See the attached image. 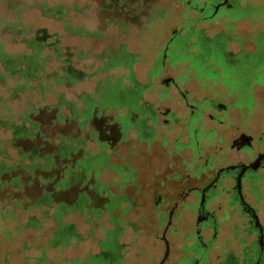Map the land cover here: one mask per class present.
I'll return each instance as SVG.
<instances>
[{
  "label": "flooded vegetation",
  "instance_id": "flooded-vegetation-1",
  "mask_svg": "<svg viewBox=\"0 0 264 264\" xmlns=\"http://www.w3.org/2000/svg\"><path fill=\"white\" fill-rule=\"evenodd\" d=\"M258 1H201L192 7L201 17L173 33L147 83L129 67V83L117 79L101 88L99 109H116L122 142L130 137L146 152L170 151L169 161L146 162L145 176L141 163L116 167L136 190L106 198L116 206L105 204L99 214L108 215L112 229L92 262L121 264L123 250L137 242H121L128 229L131 237L143 233L159 242L162 259L169 247L165 264H264V0ZM115 57L135 62L124 51ZM168 64L184 67L176 77L158 72ZM174 100L177 107L161 104ZM124 202L129 209L117 214ZM144 203L151 208L137 211Z\"/></svg>",
  "mask_w": 264,
  "mask_h": 264
},
{
  "label": "rangeland",
  "instance_id": "rangeland-1",
  "mask_svg": "<svg viewBox=\"0 0 264 264\" xmlns=\"http://www.w3.org/2000/svg\"><path fill=\"white\" fill-rule=\"evenodd\" d=\"M203 0H0V29L3 24L12 21H20L22 25H30L33 30L44 29L51 34H63L64 44L72 53L84 56L77 60L75 66L82 69L88 75L97 71L106 61L105 55L111 53H122L123 51L133 55L135 62L130 65L127 60L119 67L110 70V82L115 83L117 79L129 83V66L137 73L140 81L147 83L146 74L151 71L157 58L161 55L173 33L186 32L188 27L200 18L192 7L200 5ZM62 6L66 16L59 20L57 16H47L53 7ZM66 22L73 29H81L86 34L76 35L74 32L68 34L65 31ZM204 26V25H202ZM9 29L5 33L8 38ZM7 50L11 52L21 51L20 45L7 44ZM103 57V58H101ZM78 62V63H76ZM184 65H176L174 68L166 65L159 68L161 74H169L176 77L178 68ZM106 75L100 73L95 77H88L80 84L70 89L68 97L76 99V96L83 91L92 93L95 91L97 82L104 81ZM157 82V81H156ZM186 88L197 90L194 83H189ZM161 92L163 87L152 88ZM171 96L176 92L171 90ZM207 95V92L202 93ZM202 96V95H201ZM146 98H151L149 94ZM161 104L177 107L178 100L172 102L162 101ZM22 103L14 106L15 111L23 110ZM87 125L83 133L74 125L55 126L50 129L47 125L48 117L42 115L43 128L49 135L58 133L66 134L72 138L80 135L87 140V150L94 155L104 153L109 155L108 165L102 169L100 180L107 184L113 191L114 197L132 195L136 189L129 188L128 184H122L117 177L116 167L118 165L128 166L134 163H141L139 168L140 176L148 174L145 163L155 161L160 163L161 159L169 161L168 149H159L156 152H146V144H139L133 138L126 141L120 139L119 130L116 126V109L106 105L103 109H97L95 116ZM48 126V127H47ZM95 134V138H93ZM159 149V150H158ZM155 154V155H154ZM146 173V174H145ZM140 182V181H139ZM79 190L73 187L61 198L74 204L77 200ZM104 191L103 193H105ZM144 195H147L144 193ZM6 197L0 193V209ZM108 199L104 195L96 197L93 205L96 208L104 209ZM129 204L124 202L115 212L120 214L122 209H129ZM10 206H8L9 209ZM151 208L148 203L141 204L137 211H145ZM5 209V210H6ZM21 216V222L5 220L0 216V264H39L35 258L39 257L40 251L35 247L43 243L46 235L33 230L22 229L18 232L17 226L24 223L28 214L21 215V211L15 213V217ZM130 216H126L128 219ZM122 218H125L122 216ZM66 223L73 226L74 236L69 239L65 249L57 248L49 251L48 264H74L73 261H82V264H90L93 256L100 253V241L105 239L107 231L112 229L108 215L104 213L99 218L89 215L87 210L72 212L64 217ZM7 230L10 235L7 236ZM131 232L126 229L121 242L131 243L137 238L135 245L123 250L124 261L121 264H148L159 262L163 257V247L153 238H145L143 233L131 237ZM28 248H25V247ZM174 264V263H168Z\"/></svg>",
  "mask_w": 264,
  "mask_h": 264
},
{
  "label": "trees",
  "instance_id": "trees-1",
  "mask_svg": "<svg viewBox=\"0 0 264 264\" xmlns=\"http://www.w3.org/2000/svg\"><path fill=\"white\" fill-rule=\"evenodd\" d=\"M62 10V6L53 7L47 16L63 20L66 13ZM65 31L86 34L67 22ZM7 44L21 45L23 49L11 52ZM83 56L72 53L64 44L63 34L33 30L18 20L3 24L0 29V193L6 197L0 216L21 222V216L15 217L21 211V215L28 216L16 227L18 232L33 230L47 236L35 247L40 251L35 258L39 264L49 263V251L68 246L73 236L70 229H74L65 222V216L85 209L99 218L101 209L94 207L95 198L114 196L100 180L102 169L110 167L109 155H94L87 150V140L81 135L72 138L61 133L47 134L41 119L42 115L48 117L50 129L74 124L83 133L86 125L100 116H95V111L103 107L101 88L112 83L109 72L123 61L115 57V52L105 55V63L88 75L75 66V59ZM100 73L106 79L97 82L94 92L83 91L76 99L68 97L71 88ZM20 103L24 109L15 111L14 106ZM73 187L79 190L74 204L61 198ZM113 206L116 205L110 203L106 208ZM6 234L9 236L10 231Z\"/></svg>",
  "mask_w": 264,
  "mask_h": 264
},
{
  "label": "crops",
  "instance_id": "crops-1",
  "mask_svg": "<svg viewBox=\"0 0 264 264\" xmlns=\"http://www.w3.org/2000/svg\"><path fill=\"white\" fill-rule=\"evenodd\" d=\"M205 1H208V0H205ZM254 3L255 4H259L260 1L258 0H254ZM97 256V255H96ZM172 258L174 260V262H176L177 258H178V255H177V251H172ZM74 264H77L76 262L73 261Z\"/></svg>",
  "mask_w": 264,
  "mask_h": 264
},
{
  "label": "water",
  "instance_id": "water-1",
  "mask_svg": "<svg viewBox=\"0 0 264 264\" xmlns=\"http://www.w3.org/2000/svg\"><path fill=\"white\" fill-rule=\"evenodd\" d=\"M169 255H170V248L168 247L166 252H165L164 258L162 259L160 264H165L167 259L169 258Z\"/></svg>",
  "mask_w": 264,
  "mask_h": 264
}]
</instances>
